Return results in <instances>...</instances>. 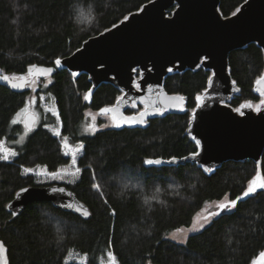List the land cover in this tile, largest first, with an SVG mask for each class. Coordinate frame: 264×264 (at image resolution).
Wrapping results in <instances>:
<instances>
[{"label": "trees", "instance_id": "1", "mask_svg": "<svg viewBox=\"0 0 264 264\" xmlns=\"http://www.w3.org/2000/svg\"><path fill=\"white\" fill-rule=\"evenodd\" d=\"M153 0H0V69L11 77L26 75L32 65L51 67L57 57L74 54L90 38L113 28ZM247 0H222L224 17L233 15ZM233 80L240 88L230 105L258 103L255 84L264 74V52L256 44L236 50L229 57ZM211 72L198 68L170 75L165 81L169 95L186 97L183 114L149 120L146 128H105L95 136L82 131L87 112L113 106L122 92L102 84L91 94L87 74L72 77L64 69L38 94L50 95L60 114L62 136L69 144L83 143L86 153L78 160L82 169L71 189L90 210L84 220L54 208L34 203L13 217L7 211L15 194L24 187H37L24 168L58 171L70 163L59 139L48 127L55 117H43L28 133L24 145H17L16 160H0V236L9 250L10 264L69 263L73 250L87 256V264H102L114 251L120 264H253L264 252V193L246 198L233 214H222L202 232L179 244L168 238L190 228L195 216L207 205L226 195L234 198L258 171L252 160L226 162L207 174L195 164L149 166L146 158L186 156L197 150L187 134L194 97L204 91ZM29 92L17 94L0 86V141L13 143L24 134L17 115ZM136 112L129 109L127 114ZM103 125V121L99 122ZM103 190L91 187L92 172ZM264 172V155L262 168ZM147 201V203H146ZM112 210L115 215L111 214ZM109 239L111 244H109Z\"/></svg>", "mask_w": 264, "mask_h": 264}, {"label": "water", "instance_id": "2", "mask_svg": "<svg viewBox=\"0 0 264 264\" xmlns=\"http://www.w3.org/2000/svg\"><path fill=\"white\" fill-rule=\"evenodd\" d=\"M221 2L222 0H153L140 11L129 15L128 20L124 19L113 28L87 40L80 48L81 52L76 51L62 60L63 68L70 73L78 71L80 75L87 74L92 83L91 94L102 84H111L120 91L123 90L122 94L128 93L126 100L129 104L135 101L138 107H148L149 111L166 102L165 94L168 97L174 96L165 90V81L170 75L196 71L200 67L209 72L215 70L216 77L214 86L208 92L209 98L203 108L197 109L196 119H191L187 130L188 135H195L201 140L202 152L197 158L200 163L188 160L182 161L181 165L191 163L202 169L211 167L214 173L226 162L252 160L261 171L264 155V105H261L260 112L254 108L242 109L245 113L243 116L230 105L241 90L236 82L232 84L234 80L229 57L232 52L251 44H256L264 52V0H247L239 7L240 11L235 12L236 15L229 17H224L221 13ZM203 57L209 58L206 63L202 62ZM100 65L104 67L101 68ZM170 68L172 71L168 70ZM0 75L10 76L1 69ZM141 75L143 80L140 79ZM41 79L46 78L39 77L37 81ZM133 80L142 84L141 91L132 87ZM0 86L17 94H24L32 89H12L5 81H0ZM149 86L152 91L148 90ZM258 87L264 88V83H256L254 89L264 100V96L256 91ZM140 97L144 98L143 104L139 101ZM186 104L187 102L184 105L185 111ZM128 109L130 108L121 102L124 114L128 115ZM185 111L171 110L164 116L179 115ZM159 117L161 116H150L149 120ZM24 121L34 129L38 116L28 113ZM60 187H64L66 192H52L53 188ZM24 188L29 191L19 194L20 189L15 194L7 206L9 213L15 211L19 216L34 203H49L66 213H70V210L63 205L72 203L83 205L90 212L77 195L64 185ZM73 215L80 217L75 213ZM0 242H3L1 236ZM3 245L6 249L3 262L10 264L9 250L4 242ZM255 261L257 264H264L259 256Z\"/></svg>", "mask_w": 264, "mask_h": 264}, {"label": "snow or ice", "instance_id": "3", "mask_svg": "<svg viewBox=\"0 0 264 264\" xmlns=\"http://www.w3.org/2000/svg\"><path fill=\"white\" fill-rule=\"evenodd\" d=\"M240 9H237V12H239ZM233 15H236V13H233ZM125 20H128V17L126 16L124 18ZM78 52H81V49H77ZM208 57H203L202 62L206 63ZM51 67H37L36 65H32L28 67L27 69V75H19L15 77H10L8 75H0V81H5L7 84L11 86L12 89H23L26 87H33L37 83V79L39 77L44 78H50L54 73L63 70L64 64L61 58L57 57L54 61H52ZM101 68L104 67V65H100ZM147 68V66H146ZM148 71H151L150 68L147 69ZM169 71H172V69H168ZM80 73L78 71L71 72L72 77H78ZM31 77V78H29ZM216 77V71L212 70L211 75L207 78V82L205 85V89L200 94L195 95L194 97V103L196 104V108L192 110L190 113L191 119H196L197 109H201L205 106L206 100L208 97V92L212 89L214 78ZM115 79V77H113ZM140 79L143 80V76H140ZM52 81L48 79L47 83L41 84V88H48L49 84H51ZM257 85H261L264 83V76H261L260 79L256 81ZM232 84H235V81H232ZM95 85H93V88ZM132 87L136 91L142 90V84L137 81L133 80ZM149 91H152L151 86L148 88ZM91 89L89 90L88 94L84 96L85 100H89L91 97ZM123 92V90H121ZM256 91L261 93V96H264V88L258 87ZM128 93L122 94L120 97L117 98V103L113 106H106L99 110L101 116H110L111 117V123H105L101 125L100 127H97L94 123L89 124L86 131L89 133L90 136H95L96 132L102 131L104 128L108 127H114L117 129H136L137 127L140 128H146L149 124V117L150 116H161L163 117L164 114L168 111L175 110V111H185V103H186V97L183 95H174L171 97H168L165 94V100L166 102H162L160 106H156L153 108L152 111H149L148 107H144L133 114H124L121 111V102H123V105L125 107H128L130 109H138V105L135 101L132 103H128L126 100V96ZM41 100L44 99L43 96L40 97ZM139 101L141 104L144 103V98L140 97ZM30 103H35V99L30 101ZM261 105H264V100H261L260 105H252L249 103L243 104L240 107H237L235 111L243 116L245 113L242 111V109H252L254 108L255 111L260 112L261 111ZM227 106V105H226ZM22 111H25L22 109ZM47 113H50L52 117H55V120L57 122L56 126H49L47 124L44 125V127H48L49 131L57 137L62 144V147L66 149L67 151L64 152L65 156H70L71 164L69 168L67 169H61L60 171H54V172H44L42 170H37L34 168H24L23 172L25 174H33L36 176H48L51 180H61L66 181L67 183H72L73 179L76 178L79 174H81L82 169L77 166V155H83L86 153V148L83 143H80L76 145L75 147L71 146L68 142L67 137L62 136L61 128L63 127V122L60 121V114L59 111L55 108L49 107L46 109ZM19 115V113L17 114ZM95 119V118H93ZM17 123H23L24 124V135L20 136L19 140H13V143L15 144H21V142L24 140L25 135L28 133L34 131L27 122L24 120H12V124ZM192 141H194L195 145L197 146V150H194L190 152L186 156H170L167 160L163 158H146L143 163L149 166H159L163 164L168 165H181L182 161H188L192 160L193 162L199 164L198 157L201 156L202 152V143L200 139H197L195 135L191 137ZM19 153L11 148L4 147V142L0 141V160L2 161H9L11 158L16 157ZM259 165V161L257 162ZM203 167V165H201ZM203 170L207 173H212L214 171L211 167H204ZM93 176V183L91 187L93 190H95L97 193L100 194L102 199H105L103 196V190L101 188L100 183L96 182L95 178V172H92ZM29 191L28 188H22L20 190L19 194L27 193ZM53 193H65L66 189L64 187L60 188H53ZM259 193H264V172L257 171L255 175L248 180L246 186L243 188V190L240 192L239 195H236L234 198H228L226 195L224 198H222L221 202L216 205L215 211H208L206 215L200 217V220L197 222H194L192 224V227L190 229V232L197 233L202 232L205 228H207L209 225L213 224L217 218H220L222 214H233L236 210L238 205L241 204L246 198L249 197H255ZM68 195H71L70 193ZM105 203H107L105 199ZM147 203V201H146ZM63 207L67 210H70L69 214H78L80 217L87 220L91 216V213L83 207V205H74L72 203H66L63 205ZM111 214L114 216L115 211L112 210ZM10 215L13 217L17 216L18 213L15 211L11 212ZM173 239H175V236H173ZM182 243H187V241H182ZM109 244H111V240L109 239ZM6 256V249L3 245V242H0V264H4L3 257ZM87 256H85L81 264H87ZM107 260L108 264H120L117 255L114 253V251H109L107 253ZM259 260L264 261V252L259 253ZM253 264H257L256 261H253Z\"/></svg>", "mask_w": 264, "mask_h": 264}, {"label": "rangeland", "instance_id": "4", "mask_svg": "<svg viewBox=\"0 0 264 264\" xmlns=\"http://www.w3.org/2000/svg\"><path fill=\"white\" fill-rule=\"evenodd\" d=\"M137 78H139V74L137 75ZM41 81L42 80H38L37 83H36V85H34L32 87V89L30 90V94H28V97H27L25 106L23 107V110H25V111H22L21 110V112H20V114L18 116L19 120H24L26 114H28V113H33V114L37 115L38 116V122L35 125L36 127H38L40 125V123L43 120V117H45V119H47V116L48 115H51L50 113H47L46 112V109L47 108L52 107V108H55L56 109V106L54 104V99L50 95H44V94H40L39 95L38 94V91L40 89V83H41ZM41 96L44 97L43 100L40 99ZM33 99H35V103H30V101H32ZM261 100H263V99L261 98ZM260 102H258V103L245 102L243 104L249 103V104H252V105H259ZM142 108H144V107L139 106L138 109H134V110L135 111H138V110H140ZM93 118H95V119H93ZM100 121H103V124H105V123L110 124L111 123V117L110 116H101L100 115V112H92V111L87 112V117H86V120H85V122L83 124V127H82L83 133L86 134V135H89V133L86 131L88 125L94 123L97 127H100V125H99V122ZM108 128H111V127H108ZM27 138H28V134L25 135V138L21 142V144L4 142V147L11 148V149L17 151V149H16L17 148V145H20V146L24 145L26 143V141H27ZM19 139H20V137H19ZM78 144H80V143H78ZM78 144H76V145H78ZM70 145L73 146V147L76 146V145H72V144H70ZM65 151H67V150L65 149ZM17 156L11 158L7 162L13 163L16 160ZM81 156L82 155H80V154L77 155V166H78V160H79V158ZM70 164H71V159H70V163L67 166L61 167L58 171H60L61 169H67V168H69ZM34 169L42 170L44 172H49V171L46 170V168H42V167H37V168H34ZM23 174L25 176H33L34 179H35L36 184L39 185V186H48V185H72V184H74V183H76L78 181L79 176H80V174H79L76 178H74L72 183H67L66 181H61V180H51V179H49L48 176H36V175H33V174H25L24 172H23ZM220 202H214V203H211V204L207 205L201 212H199L195 216L194 222L199 221L200 220V217L206 215L208 211H215L216 210V205L218 203H220ZM191 227L190 228H182V229H180L178 231L172 232V233L169 234L168 238L170 240L176 242V243L184 244V243H182V241H185V240L187 241L190 236L200 233V232H197V233L190 232ZM173 236H175V239H173ZM84 257L85 256H83V255L79 254L78 252H76L75 250H73L71 252V254L69 255L68 262L69 263H72L73 262V263L81 264V261H82V259ZM102 264H108V260L106 259V261L103 262Z\"/></svg>", "mask_w": 264, "mask_h": 264}]
</instances>
